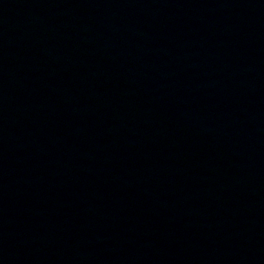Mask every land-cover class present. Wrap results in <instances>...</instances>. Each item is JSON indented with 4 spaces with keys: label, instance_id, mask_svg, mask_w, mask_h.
<instances>
[{
    "label": "water",
    "instance_id": "95a60500",
    "mask_svg": "<svg viewBox=\"0 0 264 264\" xmlns=\"http://www.w3.org/2000/svg\"><path fill=\"white\" fill-rule=\"evenodd\" d=\"M0 264H264V0H0Z\"/></svg>",
    "mask_w": 264,
    "mask_h": 264
}]
</instances>
